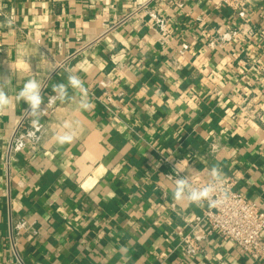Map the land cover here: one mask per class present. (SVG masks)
Here are the masks:
<instances>
[{
	"label": "crops",
	"instance_id": "0c3cea01",
	"mask_svg": "<svg viewBox=\"0 0 264 264\" xmlns=\"http://www.w3.org/2000/svg\"><path fill=\"white\" fill-rule=\"evenodd\" d=\"M217 2L0 0V264H264L196 224L207 206L178 208L168 176L219 165L264 211V0ZM68 71L91 110L69 88L28 137L16 93L36 78L43 108Z\"/></svg>",
	"mask_w": 264,
	"mask_h": 264
},
{
	"label": "clouds",
	"instance_id": "9594fccd",
	"mask_svg": "<svg viewBox=\"0 0 264 264\" xmlns=\"http://www.w3.org/2000/svg\"><path fill=\"white\" fill-rule=\"evenodd\" d=\"M20 55L23 56L25 61V58L29 57L23 53H20ZM57 67L55 63L51 62L49 71L55 70ZM9 84V77L0 76V113L13 107V98L7 91ZM42 87L41 82L33 77L27 79L23 87L16 93V98L28 105L25 113L31 117V128L26 135L30 138H37V133L41 131L40 119L49 106L56 101L63 103L69 98V88L81 94L78 110L89 111L92 108L83 80L73 71H68L66 83H55L52 85L54 95L48 97L47 104L43 108L44 96L42 95ZM74 139L75 130L71 122L64 123L61 130L53 136L54 142L61 146L73 142ZM23 147L24 141L23 138H20L17 140V150H21ZM211 147L213 151L216 149L215 144ZM173 171L174 175H168L173 180L172 198L175 205L180 209H184L186 205L207 206L208 208L216 209L221 203L230 199V193L225 187L224 172L219 165H213L206 170L207 179L203 182L195 179L194 174L199 173L200 170H196L190 165L189 158L175 163Z\"/></svg>",
	"mask_w": 264,
	"mask_h": 264
},
{
	"label": "built area",
	"instance_id": "2783aa9c",
	"mask_svg": "<svg viewBox=\"0 0 264 264\" xmlns=\"http://www.w3.org/2000/svg\"><path fill=\"white\" fill-rule=\"evenodd\" d=\"M248 1L218 0L217 7H228L241 14ZM23 125L21 121L16 130ZM234 183L232 178L225 177L230 199L216 209L206 207L203 214L196 217V224L206 223L209 233L216 232L222 239L235 243L241 253L252 259L261 258L264 256V211L254 201L234 190Z\"/></svg>",
	"mask_w": 264,
	"mask_h": 264
}]
</instances>
